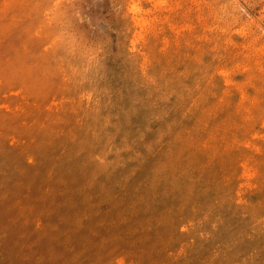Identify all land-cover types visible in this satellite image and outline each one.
Instances as JSON below:
<instances>
[{
  "label": "rangeland",
  "instance_id": "rangeland-1",
  "mask_svg": "<svg viewBox=\"0 0 264 264\" xmlns=\"http://www.w3.org/2000/svg\"><path fill=\"white\" fill-rule=\"evenodd\" d=\"M0 264H264V0H0Z\"/></svg>",
  "mask_w": 264,
  "mask_h": 264
}]
</instances>
